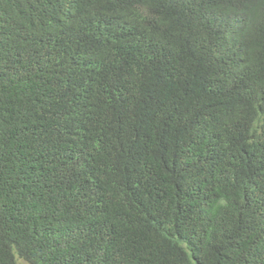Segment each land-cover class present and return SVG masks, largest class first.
Wrapping results in <instances>:
<instances>
[{"label":"trees","instance_id":"obj_1","mask_svg":"<svg viewBox=\"0 0 264 264\" xmlns=\"http://www.w3.org/2000/svg\"><path fill=\"white\" fill-rule=\"evenodd\" d=\"M264 264V0H0V264Z\"/></svg>","mask_w":264,"mask_h":264},{"label":"rangeland","instance_id":"obj_2","mask_svg":"<svg viewBox=\"0 0 264 264\" xmlns=\"http://www.w3.org/2000/svg\"><path fill=\"white\" fill-rule=\"evenodd\" d=\"M17 260L20 264H30L29 262H27L24 258L20 257L17 255Z\"/></svg>","mask_w":264,"mask_h":264}]
</instances>
